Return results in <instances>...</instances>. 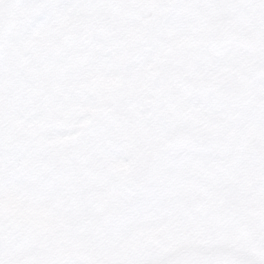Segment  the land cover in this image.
<instances>
[{
	"label": "snow or ice",
	"instance_id": "obj_1",
	"mask_svg": "<svg viewBox=\"0 0 264 264\" xmlns=\"http://www.w3.org/2000/svg\"><path fill=\"white\" fill-rule=\"evenodd\" d=\"M0 264H264V0H0Z\"/></svg>",
	"mask_w": 264,
	"mask_h": 264
}]
</instances>
